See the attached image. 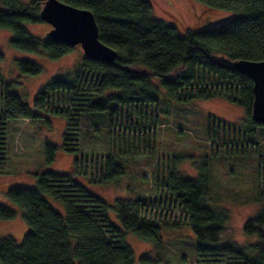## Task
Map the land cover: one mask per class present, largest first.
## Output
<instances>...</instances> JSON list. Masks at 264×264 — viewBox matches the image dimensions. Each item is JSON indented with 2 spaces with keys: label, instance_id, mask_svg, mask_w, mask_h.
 Instances as JSON below:
<instances>
[{
  "label": "trees",
  "instance_id": "trees-1",
  "mask_svg": "<svg viewBox=\"0 0 264 264\" xmlns=\"http://www.w3.org/2000/svg\"><path fill=\"white\" fill-rule=\"evenodd\" d=\"M59 1L92 11L99 40L114 49L117 57L112 64L83 57L71 72L57 75L42 87L35 108L53 103L54 99L68 101L71 96L78 95L81 85L91 83L96 99L90 96L81 99L83 102L75 109V116L69 107L52 110V113L63 115L70 126L77 117L84 139H90L94 132L99 133L98 129H104L105 135L106 131L110 134L115 132L113 129L119 126L117 122L125 113V120H128L140 108L159 103L151 82V77L156 76L173 101L221 97L238 105L246 112L245 124L240 129L253 136L256 128L264 139V124L256 123L251 116L253 81L233 67L239 60H264V0H194L208 9L231 11L238 16L217 27L185 34L174 25L154 18L148 0ZM43 3L44 0H0V29L13 34L10 40L13 48L32 54L43 53L49 60H58L71 53L74 47L57 42L49 35L45 39L30 35L23 25L43 22L39 13ZM3 57L0 50V60ZM17 64L25 74L36 76L41 72V66L30 60ZM2 78L0 73V164L5 162L9 122L38 117L15 91V84ZM95 121L100 127L94 128ZM223 126L225 130L227 125ZM134 128L139 130L138 126ZM70 135L68 131L64 133L63 149L76 154V172L87 177L88 170H93L91 178L100 182H115L125 174L122 157L116 158L109 149L95 155L96 167L88 164L87 159L83 161L78 157V149L70 147L78 145V139H75L76 144L70 142ZM215 142L218 145L222 141ZM250 143L246 141L240 146L247 149ZM57 149L56 145L46 143L47 163L55 160ZM152 154L151 149L148 155ZM73 176L44 172L38 176L35 187H14L7 191L8 199L22 209L30 230L20 245L8 237L0 239V264L134 263L133 251L125 242V232L110 222V206L89 194ZM211 179L208 168L197 179L185 177L175 169L166 173L159 184L177 208L187 214L188 225L197 239L199 264H216L220 256L233 260L228 264H264V209L243 228L245 234L258 235L262 239L254 246L257 249L255 258H249L245 248L238 245L215 246L225 231L223 226L229 216L227 211L209 206ZM47 196L63 204L65 216L49 205ZM145 203L141 199H118L113 211L124 231L133 232L147 242L158 243L160 223L169 224L143 214ZM14 218L15 211L0 204V220ZM142 261L150 260L144 257Z\"/></svg>",
  "mask_w": 264,
  "mask_h": 264
},
{
  "label": "rangeland",
  "instance_id": "rangeland-1",
  "mask_svg": "<svg viewBox=\"0 0 264 264\" xmlns=\"http://www.w3.org/2000/svg\"><path fill=\"white\" fill-rule=\"evenodd\" d=\"M148 1L152 5L154 18L174 25L182 34L214 28L238 16L231 11L208 9L194 0ZM23 25L30 35L40 39H45L52 28L45 22ZM12 35L9 30L0 29V50L4 54L0 60V73L5 82L15 84V91L35 110L38 117L11 120L6 129V157L5 162L0 164V204L14 210L15 218L0 220V239L8 237L20 245L23 236L30 230L24 221L22 209L8 199L6 194L9 189L33 188L38 176L44 172L74 174V179L89 194L110 206V222L125 232V242L134 254L133 264H199L197 239L188 225V216L177 208L159 184L166 173L175 169L185 177L197 179L208 168L212 175L209 206L225 210L229 216L223 226L225 231L215 246L238 245L245 248L249 258H255L257 249L254 246L262 239L258 235L245 234L243 228L264 209V139L256 128L253 136L240 129L246 119L243 108L221 97L202 101H173L164 92L160 79L152 76L158 104L140 108L128 120H125V113L123 119L117 122L119 126L113 129L115 132L109 134L106 131L105 135L104 129H98L99 133L94 132L90 139H84L77 117L70 126L67 118L52 113V110L69 107L72 116H75V109L83 102L81 99L89 96L96 99L91 83L81 85L78 95L71 96L68 101L54 99L53 103L35 108L37 95L43 86L57 75L71 72L82 62L84 53L81 47H74L71 53L58 60H49L43 53L32 54L13 48L10 44ZM22 60L39 64L40 74L32 76L21 72L17 63ZM224 124L227 125L225 130ZM100 125L95 121L93 126L97 128ZM134 126H138L139 130H134ZM67 131L71 134L69 139L72 144L78 139V145L70 147L78 149V157L83 161L87 159L88 164L96 167L95 155L109 149L117 155L116 158L122 157L125 174L115 182H100L91 178L93 170H88L87 177L76 172V154L63 149V135ZM218 140L222 142L217 145L215 141ZM246 141L252 144L242 149L240 145H245ZM46 143L58 147L55 160L50 163L45 159ZM151 149L153 154L149 156ZM118 199H141L146 202L143 214L169 224L165 226L160 223L161 238L158 243L147 242L133 232L123 230L113 211ZM46 200L55 211L66 215L62 203L48 196ZM144 257L150 261L143 262ZM218 258L216 264L233 261L225 256Z\"/></svg>",
  "mask_w": 264,
  "mask_h": 264
},
{
  "label": "water",
  "instance_id": "water-1",
  "mask_svg": "<svg viewBox=\"0 0 264 264\" xmlns=\"http://www.w3.org/2000/svg\"><path fill=\"white\" fill-rule=\"evenodd\" d=\"M40 18L52 28L49 37L70 47L80 46L84 57L112 64L117 52L99 40L98 26L92 11L73 7L59 0H45ZM253 81V121L264 124V60H239L234 66Z\"/></svg>",
  "mask_w": 264,
  "mask_h": 264
},
{
  "label": "bare ground",
  "instance_id": "bare-ground-1",
  "mask_svg": "<svg viewBox=\"0 0 264 264\" xmlns=\"http://www.w3.org/2000/svg\"><path fill=\"white\" fill-rule=\"evenodd\" d=\"M43 21V20H42ZM44 22V21H43ZM46 23V22H45ZM48 24V23H47Z\"/></svg>",
  "mask_w": 264,
  "mask_h": 264
}]
</instances>
